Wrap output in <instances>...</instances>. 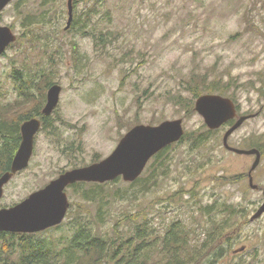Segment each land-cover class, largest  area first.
Listing matches in <instances>:
<instances>
[{"label":"rangeland","instance_id":"374dc122","mask_svg":"<svg viewBox=\"0 0 264 264\" xmlns=\"http://www.w3.org/2000/svg\"><path fill=\"white\" fill-rule=\"evenodd\" d=\"M72 1L74 19L68 29V0H14L0 14V23L17 35L16 43L0 57V96L5 103L19 98L12 76L16 68L22 77L30 76L36 98L16 106L10 116L16 118L39 103L47 94L48 79L62 87L52 115L56 127L36 134L30 164L6 184L0 208L20 202L64 171L106 158L137 124L183 119L187 132L206 130L191 88L219 79L229 84L226 96L235 101L240 115L256 114L229 143L249 148L251 141H258L263 153L253 178L260 188L249 185L256 156L227 150L223 136L229 126H224L200 148L194 149L188 140L173 146L168 175L160 176L159 185L137 204L145 207L159 234L173 219H183L195 228L194 243L203 239L206 219L191 207L189 192L203 202H240L250 219L264 201V0ZM90 9L98 12L92 13L87 29L109 33L105 42L97 44L74 25ZM30 15L38 23L27 26ZM192 100L189 110L186 103ZM151 173L147 169L144 175ZM232 176L238 180L229 182ZM66 191L72 212L79 203L85 211L89 205L73 188ZM176 193L183 197L176 200ZM109 201L113 215L134 208L133 201ZM239 232L233 249L212 264H264V215ZM242 246L245 251H235Z\"/></svg>","mask_w":264,"mask_h":264},{"label":"trees","instance_id":"16d2710c","mask_svg":"<svg viewBox=\"0 0 264 264\" xmlns=\"http://www.w3.org/2000/svg\"><path fill=\"white\" fill-rule=\"evenodd\" d=\"M51 1L54 0H43V3ZM90 10L85 12L86 18H83L82 22L79 23L76 19L74 25L78 24V32L93 36L97 44L100 41L105 42L109 33L97 31L96 28L87 29V23L92 20L93 14L98 12L97 9ZM43 16L42 19L45 20ZM35 22L37 21L32 20L31 15L27 18V26ZM13 45L14 43L9 47ZM73 50L74 54L79 53L76 48ZM22 73L16 68L12 72L14 80L18 83L19 98L14 103H5L0 96V175L10 169L14 153L21 141L20 126L25 119L40 117L42 130L56 127L52 121L53 114L44 115L42 112L47 99L46 93H43L40 102L35 103L28 112L16 118L10 116L16 106L36 99L32 92L33 83L30 76L22 77ZM49 75L46 73V76ZM218 80L206 83L201 88L192 87L194 98L203 93L228 95L226 88H229V84L222 85L219 82L222 80ZM45 82V87L53 83L51 79ZM186 105L187 109L193 110V100ZM218 130L206 128L199 133L186 131L181 140L155 154L143 174L135 181L126 182L119 177L104 183L81 181L69 185L75 195L89 205L87 208L85 206V211L82 203L78 202L76 212H72L70 207L67 213L66 218L69 216L71 220L65 219L59 225L35 233L0 232V264H212L223 259L236 245L240 229L251 221L240 202L218 198L213 202H203L194 191L189 192L192 196L191 207L206 219L204 237L198 243H194L192 238L195 228L180 218L173 219L161 234L155 232L145 207L137 204L140 197H146L151 189L159 185L160 176L168 175L173 146L188 140L194 149L200 148ZM247 147L261 146L258 141L253 140ZM147 169H151L150 175H144ZM225 178L227 177H216L215 180L224 181ZM237 178L238 176H232L227 179L229 182H235ZM178 194L174 196L176 200L182 196ZM109 198L116 201H133L134 208L121 210L117 215H113L108 208L111 203ZM184 203L180 202V205ZM92 205H95V209ZM93 211L95 212L92 213ZM111 217L113 220L110 221ZM110 228L111 231H108Z\"/></svg>","mask_w":264,"mask_h":264},{"label":"water","instance_id":"95a60500","mask_svg":"<svg viewBox=\"0 0 264 264\" xmlns=\"http://www.w3.org/2000/svg\"><path fill=\"white\" fill-rule=\"evenodd\" d=\"M13 0H0L2 12ZM69 19L66 29L73 21V1L68 0ZM17 40L12 28L0 23V56L7 47ZM61 85H50L47 101L43 108L44 115H51L59 104ZM195 110L203 117L209 129H219L228 121L236 119L225 132L223 145L237 154L255 155L249 170V185L254 183L253 171L261 161V152L257 148H238L230 145L229 137L242 124L256 114L238 115L236 103L230 97L221 94L205 93L197 97ZM42 126L38 117H32L21 124L22 139L13 156L10 169L0 175V200L4 196L5 186L18 172L26 169L34 154L35 137ZM185 128L183 119L165 120L158 125L137 124L129 129L118 142L115 149L106 158L85 166L75 167L62 172L44 187L33 191L20 202L0 208V232L35 233L61 224L70 208L66 189L76 182L104 183L118 177L126 182L135 181L145 170L150 159L160 150L183 137ZM264 214V201L252 215L251 220L259 219ZM245 250V247L237 249Z\"/></svg>","mask_w":264,"mask_h":264},{"label":"flooded vegetation","instance_id":"af4514ba","mask_svg":"<svg viewBox=\"0 0 264 264\" xmlns=\"http://www.w3.org/2000/svg\"><path fill=\"white\" fill-rule=\"evenodd\" d=\"M250 148H253V147H250ZM260 149V148H259ZM261 150V152L263 153V150L262 149H260Z\"/></svg>","mask_w":264,"mask_h":264}]
</instances>
